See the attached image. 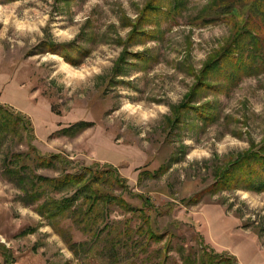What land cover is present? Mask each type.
<instances>
[{
  "label": "rangeland",
  "instance_id": "obj_1",
  "mask_svg": "<svg viewBox=\"0 0 264 264\" xmlns=\"http://www.w3.org/2000/svg\"><path fill=\"white\" fill-rule=\"evenodd\" d=\"M149 1L0 0V103L32 120L42 153L72 162L33 170L49 178L93 166L118 174L125 187L110 178L105 191L150 217L145 224L140 212L110 205L88 233L72 219L61 220L81 245L71 250L5 177L7 156L28 151L26 133L22 140L9 137L0 151L1 262L4 246L15 264H230L232 256L236 264H264V192L209 191L217 168L264 141V69L258 71L246 50L253 71L234 81L211 78L224 86L194 97V105L210 106L215 120L182 111L181 123L170 126L196 74L233 40L237 20L213 16L215 0H183L174 17L154 16L147 27L153 39L134 45L133 25ZM161 3L165 10L172 6L171 0ZM225 4L241 8L239 0ZM246 17L257 35L262 24L256 14ZM45 42L79 44L90 54L74 66L46 52ZM124 56L127 63L118 70ZM77 123L92 125L62 134ZM148 224L161 240L147 238ZM212 253L222 259L212 261Z\"/></svg>",
  "mask_w": 264,
  "mask_h": 264
},
{
  "label": "trees",
  "instance_id": "obj_2",
  "mask_svg": "<svg viewBox=\"0 0 264 264\" xmlns=\"http://www.w3.org/2000/svg\"><path fill=\"white\" fill-rule=\"evenodd\" d=\"M12 1V0H10ZM172 6L164 9L161 0H150L141 14L138 23L133 25L132 34L129 38L130 43L144 44L154 38L153 33L148 26L155 15H176L182 6L183 0H171ZM226 0H215L213 2V16L229 18L234 17L236 21L235 35L229 45L211 57L204 65L203 69L196 74L197 83L195 88L187 95V101L175 108L174 119L169 120L170 126H176L181 123V112L190 111L201 113V118L206 121H214L216 115L210 113L209 105H194V97L199 95L204 89L218 90L224 84H212L211 78L226 76V79L234 81L246 73H250L255 69L244 58V54L248 52V58L253 62H257L259 70L264 69V44L259 39L262 35L259 31L264 26V11H262V2L264 0H239L241 8L234 5L225 4ZM253 12L256 14L257 20L261 26L257 28V35L249 31L246 14ZM149 24V25H148ZM260 28V29H259ZM250 38L254 46L249 49L244 44V38ZM47 47L46 52L57 54L71 65L78 66L84 58L90 54V50L75 43L55 44L53 42H45L42 44ZM248 50V51H246ZM246 51V52H245ZM77 54L79 55L77 57ZM128 54V51H126ZM125 54V56H126ZM125 56L121 58L118 70H122L124 64L127 63ZM231 66V71H227ZM228 80V81H229ZM208 111H202L203 109ZM53 111L59 114L53 106ZM91 123H77L72 127L63 130L62 134L69 136L78 134L89 128ZM26 133V141L28 151L26 153H18L8 155L5 159L4 175L13 182L23 193L22 201L28 205H36V212L40 217L47 219L59 236L64 238L73 251H77L79 244L72 242L69 231L61 227V220L72 219L84 232H89L99 226L100 218L106 214L110 205L124 207L129 212H140L145 224L150 222L149 215L146 214L145 208H135L131 206L122 197L115 196L104 189L105 183L114 178L115 182L121 187L124 181L118 177V174L111 177V172H102L99 167H86L78 172L64 173L57 178H49L36 174L33 166L50 168L55 165L70 166L72 162L63 157L62 154H45L34 145L36 140L35 128L32 120L25 114L15 110L14 108L0 103V151L4 142L9 138L19 137L23 139ZM158 173V172H157ZM108 175V176H107ZM216 182L209 188L211 192H221L224 190H253L264 192V141L259 149L254 146L246 152L240 154L228 166L217 168L215 172ZM67 196L57 198L54 194H64ZM144 204L149 206L151 203L145 199ZM149 225V224H148ZM149 240L159 241L161 235H157L149 225L145 232ZM2 247L3 262L0 264H15L16 258L12 252ZM227 254H229L227 252ZM222 259L220 254H210L208 257ZM236 257L226 258V263L236 264ZM218 261V262H219ZM217 262V263H218ZM205 263V262H204ZM203 263V264H204ZM213 263V262H211Z\"/></svg>",
  "mask_w": 264,
  "mask_h": 264
}]
</instances>
